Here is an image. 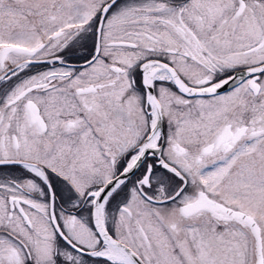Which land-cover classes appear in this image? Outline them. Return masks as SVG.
Segmentation results:
<instances>
[{"label":"snow or ice","instance_id":"1","mask_svg":"<svg viewBox=\"0 0 264 264\" xmlns=\"http://www.w3.org/2000/svg\"><path fill=\"white\" fill-rule=\"evenodd\" d=\"M0 264H264V0H0Z\"/></svg>","mask_w":264,"mask_h":264}]
</instances>
